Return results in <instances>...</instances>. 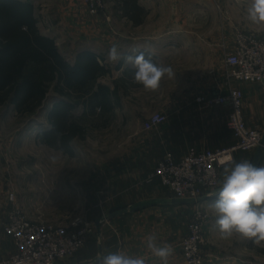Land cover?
Wrapping results in <instances>:
<instances>
[{
    "label": "crops",
    "instance_id": "1",
    "mask_svg": "<svg viewBox=\"0 0 264 264\" xmlns=\"http://www.w3.org/2000/svg\"><path fill=\"white\" fill-rule=\"evenodd\" d=\"M16 1L31 4L36 15L45 2ZM82 5L81 0H70L69 3L68 0H57L56 5H52L54 8L50 11L53 10L52 14H56L57 18L51 24L59 32L57 40L54 39L59 50L66 45V38L71 32L80 31L77 26L80 23L76 21L81 20V17H77L88 14L87 8ZM137 5H121L107 11V15H113L116 24H121L123 36L120 42L101 34L94 40L95 47H85L79 53L89 51L98 57L100 63L102 60L107 63L102 52H109L115 45L124 56H135L141 52L146 58L150 55L154 63L171 66L175 76L162 79L158 90L146 91L142 85L133 82L134 67L124 60L117 62L116 70L127 73L128 79L122 84L123 90L122 85L116 82L113 87H109L112 90L119 87L121 103L118 108L123 113L122 125L126 129L124 139L134 143L137 148L124 153L123 158L127 159L125 167L110 170L107 196L103 197L101 191L96 193L95 205L111 208L108 220L100 230L96 226V235L87 247L71 260L59 264H99V257L117 251L144 256L148 264H160L147 248L146 238L150 235L156 237L158 245L172 247L173 253L168 258V264H182L179 243L188 234L187 226L196 207L201 206L212 214L209 206L217 197L206 200L204 197L193 204H182L184 201L176 199L159 179L149 185H145L144 180L167 153H171L179 162L191 151L223 150L237 144L236 137L227 126L230 110L223 107L204 108L197 100L204 95L228 94L224 59L227 47L223 44V37H211V30L207 37L202 38L181 33L190 28H200L199 25H202L201 28L207 25L205 16L210 14V8L190 6L178 10L158 6L157 0H137ZM67 12L75 15L69 25L65 17L62 20ZM179 14L184 17L179 19ZM109 20L112 21L111 18ZM99 22V19L91 17V29H96L98 33L104 29ZM107 25L110 26L109 23ZM232 85L244 94L247 126L264 131L263 86L239 82ZM154 113L167 115L168 121L148 132L144 123ZM256 153L236 152L234 162L249 160L253 163ZM260 166H264V154ZM212 218L206 227L210 238L217 232L213 215ZM97 221L99 219L95 223ZM5 239L3 251V244H0V260L4 259L5 253L9 258L16 253L12 237L6 235ZM227 260L228 263L237 261L236 258ZM210 264L224 263L216 259Z\"/></svg>",
    "mask_w": 264,
    "mask_h": 264
},
{
    "label": "rangeland",
    "instance_id": "2",
    "mask_svg": "<svg viewBox=\"0 0 264 264\" xmlns=\"http://www.w3.org/2000/svg\"><path fill=\"white\" fill-rule=\"evenodd\" d=\"M44 1L39 14H35L38 28L43 35L57 40L58 29L51 24L55 23L54 18L57 16L52 14L53 10L50 11L57 0ZM119 1L120 4H118ZM87 2V0H81L88 14L77 17H81V20L76 21L80 23V25L77 24L80 31L71 32L66 38V45L60 48L62 56L72 66L75 65L80 54L79 50L95 47L96 37L109 35V38L112 37L120 42L123 36L121 24L114 22L113 15H107L108 10L123 5V0H101L103 5ZM157 4L161 7L178 8V10L190 6L210 8V14L205 16L207 25L202 28V25H199L200 28L195 30L187 28L188 30L181 33L202 38L207 37L211 30V37L217 35L223 37V44L227 47L225 57L234 48L236 39L241 35L264 39V29L257 28L246 20L242 0L240 2L238 0H157ZM74 16L73 13L67 12L65 16H62V20L65 17L69 25V21H74ZM91 17L99 19L100 27L104 28L102 32L98 33L96 29H91ZM178 17L182 19L184 16L179 14ZM110 18L112 21L109 20ZM107 23L110 24L109 27ZM108 53L105 50L102 52L107 63L103 60L101 63L111 69L112 73L98 82L112 87L115 82L122 85L128 79V75L122 70H116L118 63L109 60ZM121 88L123 90V85ZM58 98L57 94L52 93L45 107L35 115L18 113L11 104L0 105V244H3L2 251L6 247V235L10 236L5 231L8 215L15 210L29 220H41L56 225H69L79 218L94 225V232H96L95 220L99 219L97 222L101 228L111 213L109 206L95 205L96 193L101 191L103 197L107 196L108 177L112 172L110 170L114 167H125L127 159L123 158L124 153L137 148L134 143L124 139L126 129L124 130L122 125V109L117 108L119 110L116 109L113 116L105 121L99 113L92 116L90 112H87L83 100L78 102L73 99L72 101L78 106L74 116L86 123L87 130L84 140L73 143L75 156H66L43 145L39 135L50 130L48 108L51 109V104ZM159 162L144 180L145 185L156 180L148 182ZM12 196L15 197L14 202L10 200ZM198 215L206 217L203 224L204 243L200 249L201 264H210L216 259L222 260L224 264H264V242L261 245H255L251 240L240 239L236 235L224 239L221 238L218 230L213 234V238H210L206 227L213 219V214L201 206L196 207L187 226L188 234L179 243L182 264H191L185 256V242L189 237L190 225ZM95 235L93 233L88 238L85 247ZM8 256L5 253L0 264H4L11 258ZM229 258H236L237 261L232 260V263H228Z\"/></svg>",
    "mask_w": 264,
    "mask_h": 264
},
{
    "label": "built area",
    "instance_id": "3",
    "mask_svg": "<svg viewBox=\"0 0 264 264\" xmlns=\"http://www.w3.org/2000/svg\"><path fill=\"white\" fill-rule=\"evenodd\" d=\"M87 1L103 5L101 0ZM225 67L228 94L204 95L197 100L204 108L223 107L230 110L227 126L236 137L237 144L223 150L191 151L179 162L171 153H167L148 182L159 179L178 200L199 201L204 197L216 196L221 186L225 163L234 162L236 152H254L261 145L264 131L247 126L244 94L232 84L250 83L264 88V39L239 36L234 48L225 57ZM167 121V115L154 113L145 121L144 128L152 132ZM10 200L14 202L15 197L12 196ZM205 221L206 217L198 215L190 225L189 237L185 242V256L191 264H201L200 249L204 243ZM5 231L13 238L16 253L4 264H59L71 260L85 248L95 226L79 218L69 225L32 221L15 210L8 215Z\"/></svg>",
    "mask_w": 264,
    "mask_h": 264
},
{
    "label": "trees",
    "instance_id": "4",
    "mask_svg": "<svg viewBox=\"0 0 264 264\" xmlns=\"http://www.w3.org/2000/svg\"><path fill=\"white\" fill-rule=\"evenodd\" d=\"M123 5L138 6L137 0H123ZM111 73L89 51L70 65L55 40L40 32L31 4L0 0V105L35 115L57 94L47 113L50 130L39 135L43 145L73 157V143L86 138V123L74 116L78 106L72 99L83 100L92 116L99 113L105 121L113 116L121 103L119 87L98 82Z\"/></svg>",
    "mask_w": 264,
    "mask_h": 264
},
{
    "label": "clouds",
    "instance_id": "5",
    "mask_svg": "<svg viewBox=\"0 0 264 264\" xmlns=\"http://www.w3.org/2000/svg\"><path fill=\"white\" fill-rule=\"evenodd\" d=\"M240 2V0H238ZM246 20L264 29V0H242ZM109 60L131 64L135 72L133 82L142 85L146 91H156L165 77L173 78L171 66L154 63L143 52L124 56L113 45L109 49ZM225 163V162H222ZM217 199L209 207L215 217V226L221 238L236 235L251 240L255 245L264 242V166H257L249 160L227 162L224 166ZM147 248L160 264H168L173 249L170 245L160 246L156 237L147 238ZM99 264H148L146 257L110 252L98 258Z\"/></svg>",
    "mask_w": 264,
    "mask_h": 264
},
{
    "label": "water",
    "instance_id": "6",
    "mask_svg": "<svg viewBox=\"0 0 264 264\" xmlns=\"http://www.w3.org/2000/svg\"><path fill=\"white\" fill-rule=\"evenodd\" d=\"M263 154H264V135H263V139H262L261 145H260V147L258 148L257 153H256V155H255V158H254V160H253V164H255V165H257V166H260L261 161H262V158H263ZM217 193H218V192H217ZM214 197H217V195L214 196ZM208 198H209V197H206L205 200L208 199ZM205 200H204V201H205ZM196 202H197V201L188 200V201H184V202H182V204H193V203H196ZM96 226H97L98 229L100 228V225H99L98 222L96 223Z\"/></svg>",
    "mask_w": 264,
    "mask_h": 264
}]
</instances>
